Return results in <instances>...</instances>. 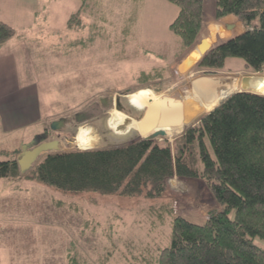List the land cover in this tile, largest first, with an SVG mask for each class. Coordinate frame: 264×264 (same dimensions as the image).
<instances>
[{
	"label": "rangeland",
	"instance_id": "1",
	"mask_svg": "<svg viewBox=\"0 0 264 264\" xmlns=\"http://www.w3.org/2000/svg\"><path fill=\"white\" fill-rule=\"evenodd\" d=\"M82 3L84 0H17L15 9L10 8L12 13L8 11L10 1L7 10L3 6L7 21H2L12 23L16 31L4 43L5 48L18 56L20 81L35 87L42 121L6 136L0 132V161L17 159L23 145L41 136L42 141L58 140L59 149L43 153L33 166L50 153L87 150L76 143L82 127L91 131L92 147L88 150L144 139L135 120L145 110L132 108L131 93L138 91L133 99L147 101V106L164 95L185 101L197 98L194 89L202 94L211 92L206 88L208 79L264 74V69H245L239 58L229 59L226 68L214 74L200 68L202 56L193 60L190 69L180 68L202 38L208 39L213 49L243 33L246 26L237 17L238 26L226 27L233 31L230 35L217 32L222 39L214 31L210 33L207 26L221 24L212 22L186 49L170 31L179 9L167 0H88L84 7ZM215 9L216 0L204 1V21L217 20ZM144 72L154 77L142 81ZM103 100L110 104L106 106ZM113 109L133 118L135 131L127 136L116 134ZM82 112L88 117L75 120V114ZM60 118H66L68 124L52 130L50 123ZM190 126L167 128L166 136L152 141H168L173 148ZM30 132L36 134L28 136ZM32 168L15 177L0 178V264H70L73 257L80 264H153L159 250L170 244L173 230L185 238H198L201 231L196 228L204 230L220 210L201 179L173 177L166 180L160 197H130L57 189L32 179ZM230 242L237 255L252 256L243 244ZM258 247L264 251L262 244Z\"/></svg>",
	"mask_w": 264,
	"mask_h": 264
},
{
	"label": "trees",
	"instance_id": "2",
	"mask_svg": "<svg viewBox=\"0 0 264 264\" xmlns=\"http://www.w3.org/2000/svg\"><path fill=\"white\" fill-rule=\"evenodd\" d=\"M167 1L179 9L170 31L179 37L184 48L192 47L203 26L205 0ZM87 2L84 0L83 7ZM227 15L242 21L245 31L211 49L199 62L200 68L214 74L225 69L229 59L239 58L244 61L245 69L261 72L264 0H216L214 17L218 20ZM221 24L207 29L217 36L233 32ZM15 34L11 24L0 20V45ZM153 77L144 72L140 79L147 81ZM240 83L233 90H239ZM251 91L264 93V87ZM217 103L218 100L206 104L207 112ZM32 167V179L57 189L130 197L143 194L148 198L160 197L166 180L173 177L201 179L220 207L218 214L204 230L202 226L196 228L201 231L198 238H185L173 230L170 244L159 250L153 264H264V251L258 247L264 246V96L261 94L249 91L233 94L190 126L173 148L168 141L138 139L102 149L50 153ZM20 173L16 157L0 161V178ZM228 240L243 244L252 256L237 255ZM254 253L259 258L262 254L263 261ZM70 264L80 263L73 257Z\"/></svg>",
	"mask_w": 264,
	"mask_h": 264
},
{
	"label": "water",
	"instance_id": "3",
	"mask_svg": "<svg viewBox=\"0 0 264 264\" xmlns=\"http://www.w3.org/2000/svg\"><path fill=\"white\" fill-rule=\"evenodd\" d=\"M228 29H232L235 27V25H229L226 26ZM212 49V43L208 42V39H202L199 44V51L201 53L202 58ZM194 61L191 58L185 59L181 70H187L190 69ZM258 78L263 79L264 74H260L257 76ZM248 77L244 79V82H247ZM197 83V82H195ZM199 86V83L197 84ZM221 85V86H220ZM214 86L212 88H209L211 91V98L207 100L206 102H212L213 100H217L219 96L221 95L222 90V84ZM201 86V85H200ZM237 92H246V91H237ZM235 92V93H237ZM233 93V94H235ZM257 93V92H253ZM130 93H127L129 95ZM132 94V93H131ZM233 94H231L228 98H230ZM264 96L262 93H257ZM226 98V100L228 99ZM225 100H223L220 104H222ZM117 103L120 104L119 98H117ZM188 104H191V102L176 100L175 98L171 96L164 95L163 98L159 101H156L152 103V105L149 108L145 109V112L143 116L139 119H136L140 122V128L144 134H147L148 132H151L154 129L158 128H166V127H176L180 126L185 123L186 118L187 120H191L188 126L194 125L196 123V120H198L204 112L199 111L195 116L192 117H185L184 110ZM197 104L199 107H201V102L197 101ZM210 104V103H209ZM219 104V105H220ZM217 105V106H219ZM120 108V107H118ZM216 108V107H215ZM213 108V109H215ZM212 109V110H213ZM211 110V111H212ZM122 112V111H120ZM123 113V112H122ZM194 113V112H193ZM78 113L77 115H79ZM125 114V113H124ZM82 118H86L85 115H81ZM128 117V115H127ZM134 119L131 117H128L126 120L127 122H131ZM67 122L66 118H60L58 120L52 121L50 123V128L52 130H60L65 126V123ZM188 122V121H187ZM166 136V132L163 130H159L154 132L153 135L150 137H145L146 140H154L158 137H164ZM42 136L38 137L31 142L23 145L22 152L18 156L17 161L20 167L21 173H25L28 170H30L33 166V164L38 160V158L45 152L52 151V150H58L59 149V141L58 140H50V141H42Z\"/></svg>",
	"mask_w": 264,
	"mask_h": 264
},
{
	"label": "crops",
	"instance_id": "4",
	"mask_svg": "<svg viewBox=\"0 0 264 264\" xmlns=\"http://www.w3.org/2000/svg\"><path fill=\"white\" fill-rule=\"evenodd\" d=\"M9 1L12 3L11 7H8L10 13H12L10 8L13 11L17 6V0H0V20L7 21L2 11L3 6L4 10H7L6 7ZM213 20L214 19L211 18L208 21H204L202 31L206 24L212 22L222 23L225 27L232 24L238 26L239 24L238 19L234 15H227L218 21ZM9 24L13 25L12 23ZM5 47V44L0 45V132H2V135L6 136L11 131L14 132L19 128H32L35 124L39 123L40 120L42 121V116L40 114L39 98L35 87L33 85L26 86L20 81L18 56L12 54ZM182 63H184V61ZM23 134L24 136L26 135L25 133ZM30 134L28 136L33 137L36 133L30 132ZM22 142H24V139H22Z\"/></svg>",
	"mask_w": 264,
	"mask_h": 264
},
{
	"label": "bare ground",
	"instance_id": "5",
	"mask_svg": "<svg viewBox=\"0 0 264 264\" xmlns=\"http://www.w3.org/2000/svg\"><path fill=\"white\" fill-rule=\"evenodd\" d=\"M200 56H201V53L199 51V45H198L197 49H195L194 52L191 53L190 58L193 60H198L200 58ZM245 78H247V76L243 77L242 79H237V78H228L225 80L224 79H221V80L220 79H208L206 81V83L208 84L206 88L209 89V88H212L214 86L222 84L223 88L221 90V95L219 96V98H217V100H218L217 105H219L223 100H226V98H228L231 94H233L237 91L255 92V91H251V89L252 88H260L261 86L264 87V78L261 79V78H258L257 76H250V77H248L247 82H244ZM238 81L241 82L240 83V89L239 90H233L234 86L237 84ZM201 88H202V86H201ZM137 92L132 93L131 95L128 96V98L130 100V104H131L132 108H134L137 112H141V111H144L146 108H149L152 105V103L149 106H147L146 104H144L147 101H141L140 100V101L135 102V100L133 99V96H136ZM194 92L196 94V97L199 98L200 100L197 98H193V97L185 98L186 102H188V101L191 102V104H188L184 110L185 117L186 116L190 117L191 115L193 117L199 111L206 113L205 112L206 104H209V103L211 104L212 102L216 101V100H213L212 102H209V103L206 102L207 100L210 99L209 97L211 95V92H209V91H206L204 93L205 95L200 93L201 90L199 91V90L194 89ZM257 93H259V92H257ZM156 101H159V100H156ZM156 101H154V102H156ZM197 101H199V102L201 101V107L198 106ZM217 105H215L213 108L217 107ZM111 114H112L111 117L113 118L112 126L114 127V131H116L115 132L116 134H118L120 136L121 135L127 136V134L131 133L133 130L135 131L134 122L133 121L130 123L127 122L126 120L128 119V117L126 114L124 115V113H122L118 110H114V109L111 111ZM190 121L191 120H187V118H186L185 123L180 125V126L161 128V130L166 132L165 129H167V128L173 129V128H178V127H182V126L187 127L188 124L190 123ZM135 122L137 124L139 135L142 137H146L149 134L156 131V129H154L151 132L144 134L140 128V122L137 120H135ZM158 129H160V128H158ZM90 132L91 131L89 129H85L83 127L79 129V132L77 133V136H76V143H77L78 147H80L82 149H88V148L92 147V143L90 142V137H89ZM166 134H168V133L166 132Z\"/></svg>",
	"mask_w": 264,
	"mask_h": 264
},
{
	"label": "flooded vegetation",
	"instance_id": "6",
	"mask_svg": "<svg viewBox=\"0 0 264 264\" xmlns=\"http://www.w3.org/2000/svg\"><path fill=\"white\" fill-rule=\"evenodd\" d=\"M103 102H104V104H105L106 106L110 104V103L107 102L106 100H103ZM116 106H117V107H122L121 102H120V104L117 103ZM75 115H76V116H75V120H77V121L80 120V121H81V119H82V118H81V117H82L81 115H84V112L80 113L79 115H77V113H76ZM85 116H86V118H87V117H88V114H85ZM80 118H81V119H80ZM86 118H85V119H86ZM68 122H69V121L67 120V122L65 123V125L68 124ZM43 136H44V135H43ZM44 140H45V139H44Z\"/></svg>",
	"mask_w": 264,
	"mask_h": 264
}]
</instances>
